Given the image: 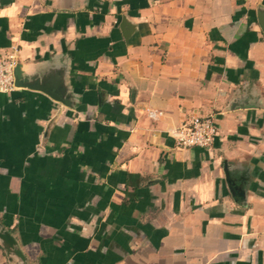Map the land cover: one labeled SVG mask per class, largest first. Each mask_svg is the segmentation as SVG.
Listing matches in <instances>:
<instances>
[{
    "label": "crops",
    "instance_id": "1",
    "mask_svg": "<svg viewBox=\"0 0 264 264\" xmlns=\"http://www.w3.org/2000/svg\"><path fill=\"white\" fill-rule=\"evenodd\" d=\"M13 47L58 97L0 92V225L28 264H264V0H0ZM193 114L210 149L175 144Z\"/></svg>",
    "mask_w": 264,
    "mask_h": 264
},
{
    "label": "built area",
    "instance_id": "2",
    "mask_svg": "<svg viewBox=\"0 0 264 264\" xmlns=\"http://www.w3.org/2000/svg\"><path fill=\"white\" fill-rule=\"evenodd\" d=\"M17 48L0 57V92H12L15 84L14 68L17 65ZM217 134L212 115L193 114L181 121L171 135L180 148L200 147L210 149Z\"/></svg>",
    "mask_w": 264,
    "mask_h": 264
},
{
    "label": "water",
    "instance_id": "3",
    "mask_svg": "<svg viewBox=\"0 0 264 264\" xmlns=\"http://www.w3.org/2000/svg\"><path fill=\"white\" fill-rule=\"evenodd\" d=\"M14 74L15 84L17 86H23L26 84V86H29L31 88H38L42 91H45L49 95L58 98L56 93H54L50 89H47L43 85L35 83L31 80L30 77H27L22 71L19 63L14 68ZM0 243L8 255L15 256L17 259H19L21 264H28L27 257L24 255V253L18 246L16 238L11 234L8 229L3 227L2 225H0Z\"/></svg>",
    "mask_w": 264,
    "mask_h": 264
}]
</instances>
